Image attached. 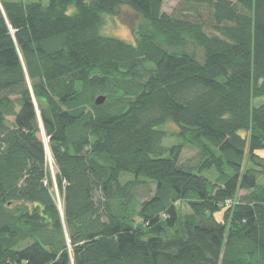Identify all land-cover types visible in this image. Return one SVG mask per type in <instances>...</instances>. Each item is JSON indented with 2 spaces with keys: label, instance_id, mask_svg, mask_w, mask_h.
<instances>
[{
  "label": "trees",
  "instance_id": "1",
  "mask_svg": "<svg viewBox=\"0 0 264 264\" xmlns=\"http://www.w3.org/2000/svg\"><path fill=\"white\" fill-rule=\"evenodd\" d=\"M164 5L0 0V264H264V0Z\"/></svg>",
  "mask_w": 264,
  "mask_h": 264
},
{
  "label": "rangeland",
  "instance_id": "2",
  "mask_svg": "<svg viewBox=\"0 0 264 264\" xmlns=\"http://www.w3.org/2000/svg\"><path fill=\"white\" fill-rule=\"evenodd\" d=\"M23 1H40L45 5L49 4V0H23ZM181 0H165V5H164V12L168 15H172L174 13V10L177 8L179 2ZM105 26L103 28V35H106L108 37H113L117 39H121L127 43L134 44L136 42L135 36H134V30L136 27L142 22V18L140 15H138L136 12L131 10L128 7H121L117 10L116 15L106 17L105 18ZM10 122L13 121V119L9 120ZM167 131L169 133H177L178 129L177 127L173 125H169L167 128ZM176 143V139L170 138L167 142L166 145L170 146ZM257 154L261 157L264 158V150H260L257 152ZM197 156V152L194 151L193 149H184L181 159L182 162H186L188 160H191L192 158H195ZM48 170L51 175L52 181H53V186L54 184V178L56 175V169L51 162L50 159H48ZM259 183L264 184V178H259ZM155 187L150 185H144L141 186L140 188H137L135 190L136 194V199L137 203L140 205L150 199L153 194H154ZM52 192L55 193V199L56 203L59 207H62V199L60 197L59 192L56 190V188L52 189ZM245 195L244 192L240 193V196ZM182 214H187L188 209L185 206H179Z\"/></svg>",
  "mask_w": 264,
  "mask_h": 264
},
{
  "label": "water",
  "instance_id": "3",
  "mask_svg": "<svg viewBox=\"0 0 264 264\" xmlns=\"http://www.w3.org/2000/svg\"><path fill=\"white\" fill-rule=\"evenodd\" d=\"M106 101V98L105 97H100L96 100V105L100 106V105H103Z\"/></svg>",
  "mask_w": 264,
  "mask_h": 264
},
{
  "label": "bare ground",
  "instance_id": "4",
  "mask_svg": "<svg viewBox=\"0 0 264 264\" xmlns=\"http://www.w3.org/2000/svg\"><path fill=\"white\" fill-rule=\"evenodd\" d=\"M48 157H49V159L51 160V162H52V158H51V154H50V152L48 151Z\"/></svg>",
  "mask_w": 264,
  "mask_h": 264
}]
</instances>
